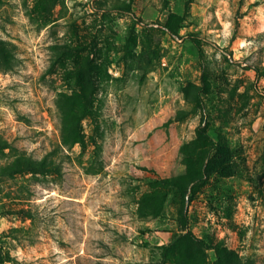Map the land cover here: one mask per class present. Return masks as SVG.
Here are the masks:
<instances>
[{
	"label": "rangeland",
	"instance_id": "1",
	"mask_svg": "<svg viewBox=\"0 0 264 264\" xmlns=\"http://www.w3.org/2000/svg\"><path fill=\"white\" fill-rule=\"evenodd\" d=\"M187 231L264 264V0H0V264H173Z\"/></svg>",
	"mask_w": 264,
	"mask_h": 264
},
{
	"label": "trees",
	"instance_id": "2",
	"mask_svg": "<svg viewBox=\"0 0 264 264\" xmlns=\"http://www.w3.org/2000/svg\"><path fill=\"white\" fill-rule=\"evenodd\" d=\"M205 138H208L205 130L202 127L198 128L197 139ZM214 146L216 152L222 155L223 153L221 151V145L219 143H215ZM25 166V169H29L32 171H43L46 167L45 163H43L41 160L38 162L27 161L25 163ZM224 169V166L219 167L220 171ZM5 170L6 167L2 166L1 172H5ZM183 224H186V220L185 222H183ZM192 244L196 246H208L209 248H212L216 255L215 264H249L248 261H244L237 252L227 248L222 243L217 242L209 246L203 240L196 238L191 233V231H187L185 235L170 240L167 245H162L161 248L165 251V253L169 255V259L173 264H184V262H187L188 258L190 259V261L186 264H207L203 256L199 254L196 257H192L190 249V246Z\"/></svg>",
	"mask_w": 264,
	"mask_h": 264
}]
</instances>
